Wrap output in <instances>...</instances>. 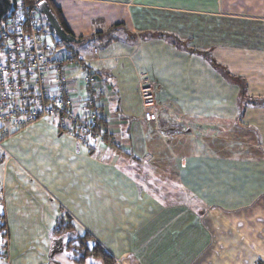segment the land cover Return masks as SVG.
Wrapping results in <instances>:
<instances>
[{"label": "crops", "instance_id": "0c3cea01", "mask_svg": "<svg viewBox=\"0 0 264 264\" xmlns=\"http://www.w3.org/2000/svg\"><path fill=\"white\" fill-rule=\"evenodd\" d=\"M47 1L60 10L78 40L66 45L55 39L58 47L64 46V51L54 47L57 53L76 58L68 72L71 95L81 106L85 78L95 77L107 142L91 138L79 143L47 120L1 142L0 215L8 235L0 233V256L8 254L2 252L5 242L11 258L0 257V264H51L49 233L68 208L79 229L103 242L113 257L128 253L86 225L84 215L93 216L99 206L92 191L99 189L130 211L132 199L125 192L141 193L133 202L148 203L145 220L153 216L156 240H167L162 251L169 258L162 264H176L178 247L194 256L202 240H214L202 218L212 211L249 213L250 224L261 229H251L252 238L257 234L264 239V0ZM143 84L156 91L153 122L146 120ZM227 95L234 98L225 108L222 97ZM213 96L222 97L212 106L223 103L229 112L212 115ZM227 116L233 123L226 122ZM24 147L28 151L22 152ZM23 160L30 166L26 171ZM153 191L170 192L171 200L164 202ZM179 193L193 205L174 207ZM248 197L245 211L237 203ZM196 207L203 209L201 214ZM151 211L155 214L149 215ZM179 224L186 229L179 232ZM30 238L32 250L21 261L17 257L23 251L16 243L25 247L19 240Z\"/></svg>", "mask_w": 264, "mask_h": 264}, {"label": "built area", "instance_id": "2783aa9c", "mask_svg": "<svg viewBox=\"0 0 264 264\" xmlns=\"http://www.w3.org/2000/svg\"><path fill=\"white\" fill-rule=\"evenodd\" d=\"M10 14L0 26V144L14 131L38 121L55 123L60 131L87 144L91 138L107 142L100 128L102 108L95 77L85 78L82 105L71 95L72 54L48 46V33L38 2L12 0ZM140 96L148 122L156 121L158 103L153 85L143 84ZM83 109L84 111H80Z\"/></svg>", "mask_w": 264, "mask_h": 264}, {"label": "rangeland", "instance_id": "374dc122", "mask_svg": "<svg viewBox=\"0 0 264 264\" xmlns=\"http://www.w3.org/2000/svg\"><path fill=\"white\" fill-rule=\"evenodd\" d=\"M48 29V33L45 36V42L48 46H52L53 48L57 47V50H63L64 46L60 45L57 46L58 40L56 39V36L54 35L53 31L50 28ZM53 33V34H52ZM65 54V53H64ZM2 56V48L0 46V60ZM240 80H236V85H242V82H239ZM222 96H213L212 97V104H214L215 99H220ZM225 98L226 104L225 108L230 106L232 103V99L234 98L232 95H227L226 97H222V99ZM221 99V102L223 100ZM223 104V103H221ZM212 106L210 108L212 115L221 114L224 112H229L227 109L223 108L222 106ZM225 110V111H223ZM234 112H236V108H233ZM225 115V114H224ZM226 122L233 123L230 116H227ZM240 119V118H239ZM238 119V120H239ZM250 119V118H249ZM212 121L216 120L215 116H212ZM22 152L28 151L26 147L21 149ZM30 151V150H29ZM33 152H36L37 150H31ZM23 157V156H22ZM35 159V158H34ZM22 161V160H21ZM24 162V170L26 171L28 166L26 163L28 160H23ZM94 186V184H92ZM79 186V184H77ZM84 188V186H82ZM131 190H127L125 194H127L128 198L131 197V210L126 208H123L122 202L119 201H113L112 194L107 195V191L104 189H99L97 192L92 191V195H97L96 199L99 202V206L95 210V214L84 215V220H88L86 222V225L92 226L91 232L97 234L98 236L104 238V242H110V244L114 245H122L124 248H126V253L124 256H117L113 257L110 250H107L103 242H97L96 237L92 236V234L88 231H86L93 240L96 241L100 245L98 246L99 249H102L104 252H106V255L112 257V263L109 264H155L156 262L164 261L166 258L169 257L166 256L163 253V249H166L168 247L167 240H164L162 237V240H156V233L154 232L153 227V219H155L153 216L149 217L145 220V218L148 216L147 211L145 209L149 208L147 206L148 203L146 201H138L135 200L133 202V197L139 198L138 195L141 193L135 192ZM155 194L159 199L163 200L164 202H169L172 197V193L170 192H151ZM78 194V193H77ZM123 193H120V196L122 197ZM174 197V196H173ZM179 200H176V203L174 204V207L176 206L177 209H180V205L185 203H190V205H193V202L190 200V198L183 196L181 193H179L178 196ZM245 198V196H244ZM140 199V198H139ZM174 199V198H173ZM190 201H189V200ZM184 200V201H183ZM148 201V200H147ZM192 202V203H191ZM242 203H237V206L240 207L242 204L245 205V211H249V204H250V198H246L241 201ZM112 206L113 208L108 207ZM128 205V204H127ZM159 205V204H158ZM164 205H168L165 204ZM150 209V208H149ZM171 208H164V210H170ZM175 209V208H174ZM172 209V210H174ZM87 209L85 208V211ZM198 213L201 214L202 210L201 208H195ZM77 211L79 212L78 208ZM66 212V213H65ZM208 212V211H207ZM62 219L63 221L66 220H72L74 222L71 216H74L72 214V211L70 209H62ZM166 212L163 211V215H165ZM206 213V212H205ZM216 213V215H215ZM154 211L150 212L149 215H154ZM169 214V212H167ZM147 215V216H146ZM180 216H183L182 212H179ZM208 213L204 214L202 217L205 218V221L207 223V227L209 230L212 231L214 240L211 243H207V240H202V245H199L200 247L196 248L195 251H198L193 256L192 253L186 254L184 251L182 252L181 247H178L177 255L174 256V261L176 264H264V254L263 252V246H264V239L263 238H252L251 236V229H253V232H256L257 230L260 231V227L258 225L253 224V226L249 222V213L243 214L244 216H238V215H228V214H219L216 211H212L210 215L207 217ZM160 216V215H159ZM70 218V219H69ZM59 219L55 225L52 226V229L50 230L49 236L51 237V248L53 247V241H52V230L56 229L57 224L62 220ZM70 222V221H69ZM68 225H70L68 223ZM70 225L71 228L75 227V231H78L79 233H83L79 229V227L75 224ZM164 225V224H163ZM177 227L178 225L175 224ZM185 224H179V232L182 230H185L186 228L183 227ZM50 226L48 224L44 225V230L46 232L47 227ZM169 226V225H168ZM174 226V225H173ZM182 226V227H181ZM196 224L189 225L188 228H196ZM262 228V227H261ZM69 232V230L67 231ZM179 234V233H178ZM185 235V234H184ZM193 235V234H192ZM206 237L205 234L202 233ZM260 235H262V232H260ZM30 237H33L31 234ZM55 236V235H54ZM179 237H182V234L179 235ZM191 236V232L186 238L189 239ZM195 237H196V231H195ZM208 237V235H207ZM179 238V239H180ZM21 244H23L25 247H20L18 243H16L18 251H20L21 255L17 257L19 260H23L25 254H28L31 252V241L32 239H24L19 240ZM181 241V240H180ZM193 241L191 238L189 240ZM18 242V241H17ZM185 241L183 242V244ZM72 246V245H71ZM166 246V247H165ZM190 248V247H187ZM72 249H74V246L66 249L62 253L56 254L54 256L51 255V264H75L72 260ZM4 250V247L2 248ZM8 252V254L5 256L7 261L9 258H11V251L6 248L4 252ZM162 251V252H161ZM176 252V250H174ZM19 253V254H20ZM158 254V255H157ZM192 254V255H190ZM261 260L263 263H261ZM21 263V262H20ZM87 264H104V262L100 259H90ZM162 264V262L160 263ZM164 264H172L171 261H166Z\"/></svg>", "mask_w": 264, "mask_h": 264}, {"label": "trees", "instance_id": "16d2710c", "mask_svg": "<svg viewBox=\"0 0 264 264\" xmlns=\"http://www.w3.org/2000/svg\"><path fill=\"white\" fill-rule=\"evenodd\" d=\"M37 1H40V0H30V2L32 3H36ZM49 1L51 3V0ZM51 7H52L54 14L58 18V21L63 27V29L68 34H71L70 30L68 29L65 22L63 21L60 10L57 9L52 3H51ZM0 43H1L0 45L2 48L1 38H0ZM2 220H3V217L0 215V233L2 232L3 237H6L8 235V233L6 232L7 224L3 223ZM69 221L68 220L63 221L62 219L57 224L56 226L57 228L52 230V236H53L52 241H54L55 239L61 238V237H69L68 242L62 248L66 250L74 246V249H72L71 251H72V260L75 264H85L89 258L100 259L104 262V264L112 263V260H113L112 257L106 255V252H104L102 249H99L98 246L100 247V245L96 243V241H94L88 233L86 232L79 233L78 231H75L74 229L76 226L74 225V222H72L71 219ZM68 223L75 227H73L72 229L71 226L68 225ZM68 230L69 232H67ZM4 246H5L4 250H6L7 245L5 244V242H4ZM4 250L3 251L1 250V251L4 253ZM0 257H2V260L3 259L5 260V254H2Z\"/></svg>", "mask_w": 264, "mask_h": 264}, {"label": "water", "instance_id": "95a60500", "mask_svg": "<svg viewBox=\"0 0 264 264\" xmlns=\"http://www.w3.org/2000/svg\"><path fill=\"white\" fill-rule=\"evenodd\" d=\"M13 7L12 0H0V26L2 22L7 18L10 14L11 9ZM39 11L44 16L48 26L53 31L55 36L64 44L69 45L71 43H76L78 40L72 35L68 34L63 27L61 26L58 18L54 14L51 9L49 2L47 0H43L38 4ZM69 237H61L55 239L53 241V247L51 250V255L54 256L56 254L62 253L64 245L68 242Z\"/></svg>", "mask_w": 264, "mask_h": 264}]
</instances>
